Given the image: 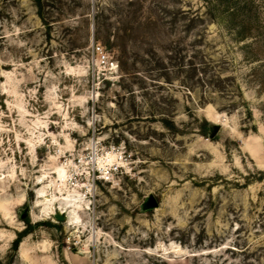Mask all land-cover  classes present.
<instances>
[{"label":"rangeland","instance_id":"1","mask_svg":"<svg viewBox=\"0 0 264 264\" xmlns=\"http://www.w3.org/2000/svg\"><path fill=\"white\" fill-rule=\"evenodd\" d=\"M0 264H264V0H0Z\"/></svg>","mask_w":264,"mask_h":264},{"label":"bare ground","instance_id":"2","mask_svg":"<svg viewBox=\"0 0 264 264\" xmlns=\"http://www.w3.org/2000/svg\"><path fill=\"white\" fill-rule=\"evenodd\" d=\"M77 201L75 200H62L60 203L61 207V214L62 215H67V219L69 220L70 223L75 224L78 223L77 220V211H76V203ZM66 210V211H64Z\"/></svg>","mask_w":264,"mask_h":264},{"label":"built area","instance_id":"3","mask_svg":"<svg viewBox=\"0 0 264 264\" xmlns=\"http://www.w3.org/2000/svg\"><path fill=\"white\" fill-rule=\"evenodd\" d=\"M93 56L97 63V65L101 66H107L109 64V56L106 53L105 49L101 45H97L94 47L93 50Z\"/></svg>","mask_w":264,"mask_h":264},{"label":"trees","instance_id":"4","mask_svg":"<svg viewBox=\"0 0 264 264\" xmlns=\"http://www.w3.org/2000/svg\"><path fill=\"white\" fill-rule=\"evenodd\" d=\"M223 82H224L223 80H220L218 84L215 86V89H218V91H223L224 90V87L222 86ZM215 128H216V125H213L206 120L203 121V132H204L203 134L204 135L212 137ZM19 242L20 241H17L16 244H19Z\"/></svg>","mask_w":264,"mask_h":264},{"label":"water","instance_id":"5","mask_svg":"<svg viewBox=\"0 0 264 264\" xmlns=\"http://www.w3.org/2000/svg\"><path fill=\"white\" fill-rule=\"evenodd\" d=\"M218 132H219V129H218V127H216L215 130H214V133H213L212 137H215V135ZM56 218H57L58 221H61V222H63V221L66 220V218L64 216H60V215H58Z\"/></svg>","mask_w":264,"mask_h":264}]
</instances>
